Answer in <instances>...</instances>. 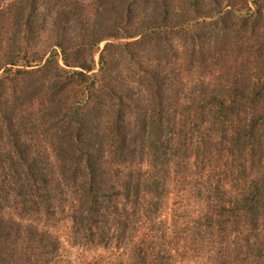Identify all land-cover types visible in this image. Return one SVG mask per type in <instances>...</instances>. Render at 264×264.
<instances>
[{
  "label": "trees",
  "instance_id": "obj_1",
  "mask_svg": "<svg viewBox=\"0 0 264 264\" xmlns=\"http://www.w3.org/2000/svg\"><path fill=\"white\" fill-rule=\"evenodd\" d=\"M94 2L0 0V264H264V1Z\"/></svg>",
  "mask_w": 264,
  "mask_h": 264
},
{
  "label": "rangeland",
  "instance_id": "obj_2",
  "mask_svg": "<svg viewBox=\"0 0 264 264\" xmlns=\"http://www.w3.org/2000/svg\"><path fill=\"white\" fill-rule=\"evenodd\" d=\"M264 1V0H262ZM12 0H6V4H10ZM84 6L86 16L90 20H94L95 18V8L97 7L94 0H79ZM179 3V1H178ZM101 14H103V18L106 19L108 18L106 14V10L103 11ZM98 19H102V16L100 15ZM105 22V21H104ZM40 42L38 43V52L40 54H43V52H46L48 50V47L45 45L46 38H42L39 40ZM103 43L100 46V49L103 48ZM95 60H98V55L95 56ZM97 63L95 65V70L97 69ZM191 170V168H190ZM192 172L194 171L193 169L191 170ZM185 178L189 180V177ZM182 186L177 184V188H171L172 193L169 194L167 197V200L165 201V210L162 215V221L164 222L165 226L178 224L183 222L181 216H184L186 213L192 214V210L195 209L196 202L197 201H187L183 200L182 198H185L183 193L179 192V189ZM183 196V197H182ZM182 204V205H181ZM189 204V206H188ZM71 220L70 218L66 215L63 220L59 221L57 223V226L53 229V234L57 236L58 242L60 245V251H59V259L60 263L59 264H88L91 262L92 264L95 263L97 260L100 259V257L105 258V263L104 264H109V259L110 261H122V264H124L125 259H124V253L121 250H102L100 248H78L73 246V240L71 238ZM172 231V229H171ZM51 232V231H50ZM143 231L141 232V234ZM183 250V249H182ZM181 250V251H182ZM180 251V252H181ZM122 252V253H121ZM122 254V257H121ZM110 256V257H109ZM193 257V256H192ZM205 255L204 253L201 254L199 257L194 256L193 258L190 257H184L181 253L178 255L176 254V264H214L213 262H208L206 258H204Z\"/></svg>",
  "mask_w": 264,
  "mask_h": 264
}]
</instances>
